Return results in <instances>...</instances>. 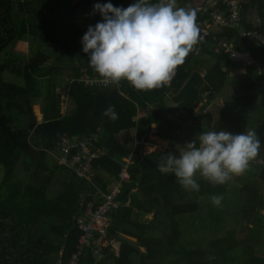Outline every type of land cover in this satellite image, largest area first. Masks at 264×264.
I'll return each instance as SVG.
<instances>
[{
	"label": "trees",
	"instance_id": "trees-1",
	"mask_svg": "<svg viewBox=\"0 0 264 264\" xmlns=\"http://www.w3.org/2000/svg\"><path fill=\"white\" fill-rule=\"evenodd\" d=\"M98 2L108 0H0V264H69L83 234L77 218L95 209L94 194L107 193L127 160L129 178L108 230L115 251L104 249L99 260L84 248L78 264H264V167L253 164L264 160V0H243L239 27L211 31L171 80L153 90L127 80L120 88L79 82L84 72L101 76L82 51L86 31L77 21ZM111 2L126 8L134 0ZM197 20H203L200 13ZM223 39L253 65L216 52ZM27 43L41 50L26 55L21 45ZM223 96L222 106L212 104ZM168 98L178 108L168 110ZM198 105L205 114L184 128L176 113L187 108L191 116ZM109 107L116 120L104 115ZM153 127L158 144L171 152L143 153ZM98 129L97 147L105 155L93 161L88 178L59 164L61 137H89ZM221 130L255 132L261 140L242 175L215 184L197 173L195 191L159 170L166 155L178 154L177 145ZM129 133L133 138L119 140ZM146 216L152 219L142 221Z\"/></svg>",
	"mask_w": 264,
	"mask_h": 264
},
{
	"label": "clouds",
	"instance_id": "clouds-1",
	"mask_svg": "<svg viewBox=\"0 0 264 264\" xmlns=\"http://www.w3.org/2000/svg\"><path fill=\"white\" fill-rule=\"evenodd\" d=\"M175 4L176 0L155 4L134 0L125 8L111 0L96 3L93 13L101 20L89 25L81 39L92 68L111 82L127 80L138 90H153L170 81L199 37L196 11ZM104 115L118 118L114 107ZM260 148L255 132H203L198 139L177 145L178 154L166 155L159 170L174 174L185 189L198 191L197 173L223 184L232 174L243 173ZM213 203L220 199L213 198Z\"/></svg>",
	"mask_w": 264,
	"mask_h": 264
},
{
	"label": "built area",
	"instance_id": "built-area-1",
	"mask_svg": "<svg viewBox=\"0 0 264 264\" xmlns=\"http://www.w3.org/2000/svg\"><path fill=\"white\" fill-rule=\"evenodd\" d=\"M242 3L243 0H208L205 5L195 10L196 13L201 14V18L203 19L202 21H196L199 28L198 43L205 44L207 42V38L211 35V29H215L218 32L224 29H237L240 24ZM215 51L229 54L233 62L242 63L245 67L253 65V61L249 55L233 52L232 46L224 39L218 40ZM122 81L123 79L118 83H114L102 76L91 77L86 72L79 79L80 83L90 89L110 86L120 88ZM174 108H178V105H174ZM203 114H205V111H202V106L198 105L191 116L187 108L179 109L175 116L181 118L185 124L184 128H187L195 125ZM100 132V129H98L97 133L83 138L77 136L61 137L57 144V148L61 154L59 164L70 169L78 177L88 178L92 172L93 161L105 155V151L97 147L100 140ZM158 142L159 139L155 143H150L149 140L143 142V153H168L172 151L173 148L170 145H160ZM138 145L139 142L134 139L132 143L133 148L135 149ZM148 146H151L153 150L146 153L145 149ZM128 163L129 160L126 161V165L123 166L118 178L109 185L107 193L97 191L94 194L95 209L92 210V208H89L83 216L77 218V224L83 234L79 241V251L71 259L69 264H78L83 249L87 247L92 248L94 257L99 260L102 257L104 249H107L111 253L115 251L117 241L108 236V230L110 228L112 214L119 207L117 197L120 194L122 184L129 178L127 172ZM253 164L264 167V160L255 158Z\"/></svg>",
	"mask_w": 264,
	"mask_h": 264
},
{
	"label": "rangeland",
	"instance_id": "rangeland-1",
	"mask_svg": "<svg viewBox=\"0 0 264 264\" xmlns=\"http://www.w3.org/2000/svg\"><path fill=\"white\" fill-rule=\"evenodd\" d=\"M204 3H205V0H182L181 3H179V5H181V7H179V8H184V9H187V10H193V9L194 10H197L198 8H201V6H203ZM93 6H92L90 12L88 13V15H86V16H79L77 18V21H78L80 27L84 31H87V28H88L89 25H93L94 26L97 22H99L101 20V17H99L98 14H94L93 13ZM175 6L177 7V5H175ZM251 19L252 20H256L255 14L252 15ZM211 31L215 32L216 30L215 29H211ZM38 50H41V48L36 47L34 45H31L30 43L21 45V51L24 52L26 55H30V54L38 51ZM204 60H209V58L208 59H204ZM58 92L61 93V94L64 93L63 94V97H62V109H63V108L66 107L65 92H63L62 90L61 91L59 90ZM225 96H223V98L220 97L219 99L215 100L212 104L215 103L217 106H222L223 99H224ZM230 96H229V98H230ZM206 100L207 99H204V102H206ZM167 102L169 103L168 104V108H167L168 110H171L172 108H174V104L171 102V98H168ZM33 113H34V115L36 117L37 122L40 123L42 121L40 101H36L35 102V106L33 107ZM155 133H156V129H155V127H153L152 128V131L150 133V136H149V142L150 143H155V142L158 141L159 138H157L155 136ZM123 137L129 138V140H130L131 138H133V134L132 133H129V134H126V135H122L121 137H119V140H123ZM152 150H153V148L151 146H148V148L145 149L146 153H149ZM243 173H241L239 175L232 174L230 176V179L233 176H240ZM2 175H3V168H0V180L2 178ZM263 215H264V212H263ZM151 219H152L151 216H146V217H143L142 218V221H147V220H151Z\"/></svg>",
	"mask_w": 264,
	"mask_h": 264
},
{
	"label": "crops",
	"instance_id": "crops-1",
	"mask_svg": "<svg viewBox=\"0 0 264 264\" xmlns=\"http://www.w3.org/2000/svg\"><path fill=\"white\" fill-rule=\"evenodd\" d=\"M203 74H204V73H202V76H203ZM168 104H169V103L167 102V108H168Z\"/></svg>",
	"mask_w": 264,
	"mask_h": 264
}]
</instances>
